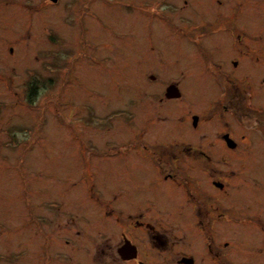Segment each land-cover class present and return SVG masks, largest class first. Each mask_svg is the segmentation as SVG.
Returning a JSON list of instances; mask_svg holds the SVG:
<instances>
[{
	"label": "rangeland",
	"instance_id": "rangeland-1",
	"mask_svg": "<svg viewBox=\"0 0 264 264\" xmlns=\"http://www.w3.org/2000/svg\"><path fill=\"white\" fill-rule=\"evenodd\" d=\"M124 1L133 12L107 0H0V264H137L116 252L117 223L142 259L173 264L149 248L131 217L166 218L158 203L173 196L176 206V190L140 157L147 146L131 140L151 138L150 150L179 142L213 157L238 154L220 137L227 117L211 109L222 92L207 56L225 61L221 34L202 36L197 47L179 28L206 34L205 19L180 13L179 0ZM198 1L202 17L226 4ZM246 3L264 9V0ZM260 35L264 42V26ZM260 58L264 64V52ZM239 74L264 107V66ZM171 84L177 101L161 94Z\"/></svg>",
	"mask_w": 264,
	"mask_h": 264
},
{
	"label": "flooded vegetation",
	"instance_id": "flooded-vegetation-1",
	"mask_svg": "<svg viewBox=\"0 0 264 264\" xmlns=\"http://www.w3.org/2000/svg\"><path fill=\"white\" fill-rule=\"evenodd\" d=\"M107 2L112 4L109 7H116V2H121L126 6L127 13L133 12L131 1ZM246 2L247 0H226L222 12L216 9L213 14L202 17L198 0H179L180 13L190 12L205 19L203 24L206 25L203 28L208 31L197 35L194 34L197 33L195 25L180 27L183 37L187 36L197 47L202 48V36L214 34L220 40L218 35L221 34L223 41L220 40V44L225 61L214 63L215 54L210 51L207 56H210L213 63L212 71L218 75L216 81L218 86L221 83L222 92L211 109L214 115L222 113V116L225 115L224 119L227 117L220 137L228 149L237 151L238 154L231 156L226 151H220L213 157L199 145L179 142L170 146L172 148L156 147L150 150L148 144L153 141L151 138L135 137L131 140L140 141L144 147L147 146L145 150H149V153L141 154L140 157L145 158L162 180L176 190V206L172 201L173 196L164 197L158 203L160 213L165 214L166 218L152 221L131 217L136 219V226L143 228L149 248L158 250L165 256L167 253L172 255L173 264H264V186L253 183L255 179H259L264 185V107L256 105L250 81L239 74L251 67L264 66L259 64L264 52L263 37L260 35V28L264 26V9H254V6H248ZM146 6L152 7L151 4ZM99 7L97 18H102L100 11L105 6L100 4ZM85 8H89L87 3ZM149 27L151 28V24ZM181 44L183 45V41ZM168 88L161 93L166 100H179L180 91L178 96L169 97ZM182 122L180 119L176 127ZM193 123L194 126L198 125L199 116H193ZM175 139L179 141L178 138ZM180 144L185 146L181 148ZM135 145L137 144H131L133 147ZM95 195L98 201L97 194L90 197L94 199ZM173 209L175 213L172 212ZM67 218L70 220L71 216L68 215ZM35 220L40 230L50 236V231L42 228L38 217ZM117 224L123 226L122 242L116 247L120 258L123 261L135 260L137 264H150L149 254L143 255L145 259H142L140 245L126 233L123 223ZM70 241L69 238L65 239L67 244ZM106 245L112 248L108 242ZM171 250L173 252H169ZM102 251V246L97 249V253Z\"/></svg>",
	"mask_w": 264,
	"mask_h": 264
},
{
	"label": "water",
	"instance_id": "water-1",
	"mask_svg": "<svg viewBox=\"0 0 264 264\" xmlns=\"http://www.w3.org/2000/svg\"><path fill=\"white\" fill-rule=\"evenodd\" d=\"M55 1H57V0H55ZM178 95H179V89L177 88V86L171 85L168 88V96L171 97V96H178Z\"/></svg>",
	"mask_w": 264,
	"mask_h": 264
}]
</instances>
